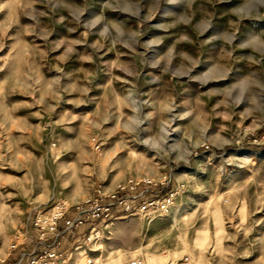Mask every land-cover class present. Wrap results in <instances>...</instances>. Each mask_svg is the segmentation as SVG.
Here are the masks:
<instances>
[{"label":"rangeland","instance_id":"rangeland-1","mask_svg":"<svg viewBox=\"0 0 264 264\" xmlns=\"http://www.w3.org/2000/svg\"><path fill=\"white\" fill-rule=\"evenodd\" d=\"M263 145L264 0H0V264L129 181L170 210L67 264H264Z\"/></svg>","mask_w":264,"mask_h":264},{"label":"built area","instance_id":"built-area-1","mask_svg":"<svg viewBox=\"0 0 264 264\" xmlns=\"http://www.w3.org/2000/svg\"><path fill=\"white\" fill-rule=\"evenodd\" d=\"M138 186L139 182L129 181L127 185L107 193L98 187L95 195L83 203L69 205L56 199L48 207H34L30 212L24 240L12 244L10 254L31 240V248L22 252L21 259L29 257V264H67L69 250L62 248L65 236H82L80 241L73 239L71 246L81 241L97 242L110 233L108 226L117 218L133 214L151 218L158 211L164 213L170 210L172 198L157 199L149 187L138 192ZM131 264H140V261L135 259Z\"/></svg>","mask_w":264,"mask_h":264},{"label":"crops","instance_id":"crops-1","mask_svg":"<svg viewBox=\"0 0 264 264\" xmlns=\"http://www.w3.org/2000/svg\"><path fill=\"white\" fill-rule=\"evenodd\" d=\"M123 217L121 218H117L115 220L112 221L111 225L113 226H116L118 221L122 220ZM125 219V218H124ZM75 239L76 241H80L82 240V236H79L77 238H75V236H65L62 240V248H64L65 250H68V245H71L72 244V240ZM24 238L21 239V241H23ZM20 241V242H21ZM32 241L31 240H28L27 242L21 244L18 249H16L11 257H10V260L12 261L10 264H29V261H30V258L29 257H23L22 259L20 258L21 255H22V252L23 251H27L31 248L32 246Z\"/></svg>","mask_w":264,"mask_h":264},{"label":"bare ground","instance_id":"bare-ground-1","mask_svg":"<svg viewBox=\"0 0 264 264\" xmlns=\"http://www.w3.org/2000/svg\"><path fill=\"white\" fill-rule=\"evenodd\" d=\"M109 227V226H108ZM141 264V263H140Z\"/></svg>","mask_w":264,"mask_h":264},{"label":"trees","instance_id":"trees-1","mask_svg":"<svg viewBox=\"0 0 264 264\" xmlns=\"http://www.w3.org/2000/svg\"><path fill=\"white\" fill-rule=\"evenodd\" d=\"M264 146V145H263Z\"/></svg>","mask_w":264,"mask_h":264}]
</instances>
